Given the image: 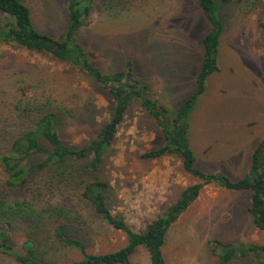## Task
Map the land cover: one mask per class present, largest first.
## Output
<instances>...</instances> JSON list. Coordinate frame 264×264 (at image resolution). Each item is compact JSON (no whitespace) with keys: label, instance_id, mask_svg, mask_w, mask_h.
Here are the masks:
<instances>
[{"label":"rangeland","instance_id":"374dc122","mask_svg":"<svg viewBox=\"0 0 264 264\" xmlns=\"http://www.w3.org/2000/svg\"><path fill=\"white\" fill-rule=\"evenodd\" d=\"M22 1L31 8L40 30L54 36L62 33L68 21L65 0ZM96 2L95 20L78 33L91 60L106 73L133 61L135 72L151 85L156 96L177 107L196 89L204 52L202 39L209 29L198 0ZM222 18L220 68L208 78L207 90L191 114L190 139L199 167L240 178L250 167L254 148L264 139V4L249 11L236 2L223 8ZM47 102L69 108L63 138L77 146L97 135L114 107L108 91L84 72L49 55L0 43V117L14 115L17 104ZM162 144L157 121L138 101H132L103 174L109 182L113 213L138 232L170 208L185 187L198 181L184 170L179 156H144ZM13 194L28 198L25 189ZM251 195L247 190L206 185L167 233L163 247L167 264H253L249 257L223 263L212 246L214 240L264 243V232L249 211ZM67 196L70 193H58L56 199L73 200ZM36 206L37 212L41 205ZM76 206L81 224L69 228V233L82 239L88 252L107 253L127 243L126 234L108 225L90 205ZM0 227L9 232L14 247L23 251L32 231L22 225ZM49 246L43 252L45 264L83 259L78 250L54 241ZM131 262L151 264L149 250L139 246ZM0 264L22 263L0 251Z\"/></svg>","mask_w":264,"mask_h":264},{"label":"trees","instance_id":"16d2710c","mask_svg":"<svg viewBox=\"0 0 264 264\" xmlns=\"http://www.w3.org/2000/svg\"><path fill=\"white\" fill-rule=\"evenodd\" d=\"M65 1L68 21L62 33L54 36L34 24L31 8L24 1L0 0V43L49 55L84 72L108 91L114 101L113 112L97 135L81 146L70 145L63 138L69 121L66 105L21 103L15 106L14 115L0 117V225H22L32 231L20 251L11 243L9 232L0 227V251L22 264H45L43 252L49 249V242L54 241L83 254L82 260L64 264H133L131 255L139 246H145L150 252L151 264H167L163 247L171 225L210 184L228 190L251 191L249 211L255 224L264 232V139L254 148L250 167L240 178L199 167L190 139L191 114L199 97L207 90L208 78L220 68L223 8L241 2L252 11L259 9L264 0H198L209 29L202 39L204 52L197 86L175 108L164 104L151 85L138 76L133 61L111 73L97 66L78 36L82 27L95 20L97 0ZM132 101H138L157 121L163 135V144L144 156H179L184 170L198 179L185 187L175 203L150 222L143 232L135 231L124 217L113 213L108 195L109 182L103 174L104 164ZM20 189L26 190L28 198L14 196L13 193ZM66 192L70 193L68 199L73 200L56 199L58 193ZM74 200L79 202L74 204ZM82 203L90 205L108 225L122 230L127 243L107 253L88 252L86 243L69 233V228L81 224L75 212L78 211L76 205ZM36 204L41 205L37 212ZM212 246L223 263L249 257L253 264H264V243L244 245L214 240Z\"/></svg>","mask_w":264,"mask_h":264}]
</instances>
